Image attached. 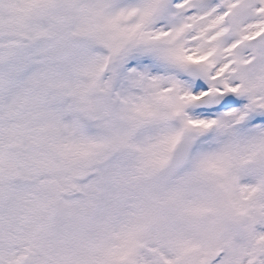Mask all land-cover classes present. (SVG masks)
<instances>
[{
    "label": "snow or ice",
    "instance_id": "obj_1",
    "mask_svg": "<svg viewBox=\"0 0 264 264\" xmlns=\"http://www.w3.org/2000/svg\"><path fill=\"white\" fill-rule=\"evenodd\" d=\"M0 264H264V0H0Z\"/></svg>",
    "mask_w": 264,
    "mask_h": 264
}]
</instances>
